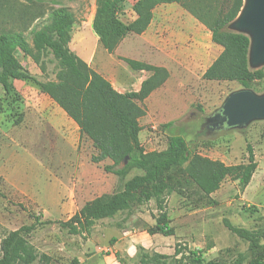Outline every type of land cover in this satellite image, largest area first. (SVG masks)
<instances>
[{"label":"rangeland","instance_id":"rangeland-1","mask_svg":"<svg viewBox=\"0 0 264 264\" xmlns=\"http://www.w3.org/2000/svg\"><path fill=\"white\" fill-rule=\"evenodd\" d=\"M135 1L125 0L118 4V19L128 23L136 17L133 11ZM219 2L223 6V15H229L236 9L235 0ZM174 3L182 6L181 2ZM244 4L245 0H242L237 16ZM59 7H67L73 13L68 46L83 59L84 51L91 49L93 43L90 34L94 33L91 24L96 0H0V33L18 32L32 45V32L42 27L50 13ZM244 34L250 38L248 32ZM79 36H82L81 45ZM205 37L201 38L203 43L207 42ZM133 44L121 52L131 57L146 58L148 51L140 50L142 45ZM99 45L103 47L101 43ZM115 50L112 52L114 55ZM103 51L106 53L105 49ZM215 53L212 50L210 57ZM15 56L30 78L13 80V88L8 93L0 85V242L10 231L30 225L36 219L66 221L79 214L86 202L112 194L124 182L123 177L104 170V165L111 162L109 159L92 160L98 155L92 140L80 133L78 125L55 102L56 93L65 90L67 84L58 78L59 67L52 55L34 49L23 53L17 49ZM249 67L252 70L264 69V63H249ZM106 79L113 87L116 85L115 77ZM189 81L182 88L168 85L158 96V102L156 98L150 99L148 114L140 120V141L145 150L149 147L163 149L171 134L182 135L189 145L200 144L202 139L215 133L216 130L205 129L209 115L221 107L231 92L249 89L257 95L264 94V77L246 88L236 81L202 80L198 70ZM45 85H49L50 94L44 91ZM186 100L188 108L185 110ZM135 102L138 103L137 100ZM175 116L177 119H173ZM171 121L170 126H164ZM247 143L251 144L257 163L247 186L226 177L209 199H199L195 193L189 195L188 192L166 194L173 235L161 237L162 242L139 233V229H144L150 236L154 234L148 229L151 226L145 227L147 225L137 215L151 214L155 219L158 212H152L156 208L154 200L143 204L131 203L128 210L111 218L96 220V224L101 226L112 227L117 223L139 233L137 240L138 237L140 240L134 248L125 254H111L116 256V264H141L145 253L150 255L155 249L171 256L176 248L195 250L205 260L214 259L220 264H231L239 252L247 259L254 256L255 253L248 249V243L231 233L224 226L223 219L251 230L264 228V119H253L243 126L220 132L213 138L211 147L199 146L197 152L225 164H237L246 161ZM148 144L150 146H146ZM134 173L136 171L129 174ZM104 230L110 232L113 228ZM87 237L89 233L86 231L69 234L57 223L37 224L28 235V241L37 254L31 264H80L77 258L81 252L79 247ZM96 237L93 239L96 243L107 247L106 240H101L99 234ZM94 249L84 250L88 261L115 264V258H108L102 249L99 252ZM145 261L146 264H163L152 261L149 256ZM172 262L170 258L166 264Z\"/></svg>","mask_w":264,"mask_h":264},{"label":"trees","instance_id":"trees-1","mask_svg":"<svg viewBox=\"0 0 264 264\" xmlns=\"http://www.w3.org/2000/svg\"><path fill=\"white\" fill-rule=\"evenodd\" d=\"M123 1L96 0L91 27L107 52L112 53L127 34L143 32L157 4L181 2L191 15L211 29V41L222 48L203 72V79L236 81L248 88L251 82L264 77V69L252 70L249 67L250 38L229 28L242 7V0H235L236 9L229 15H223L219 0H136L133 5L136 17L128 23L117 17L118 4ZM73 22L70 9L59 7L50 13L42 27L32 32V45L18 32L0 33V85L8 93L13 88V80L30 78L15 56L17 49L23 53L34 49L51 54L59 67L58 78L67 84L65 90L56 93L55 102L78 125L80 133L92 140L98 151L92 160L109 159L111 162L104 165V170L120 177L129 166L143 172L127 179L121 190L86 202L79 214L66 221L36 219L30 225L10 231L0 242V264H31L37 258L28 241V235L37 224L57 223L69 234L88 232L96 220L111 218L128 210L134 202L143 204L154 200L158 213L155 224L147 226L149 231L173 235L166 210V194L188 192L189 195L195 193L199 199H209L226 177L238 180L243 187L247 186L257 167L250 143L246 145V161L237 164H225L197 152L199 146L211 147L218 133L235 128L221 122L220 108L209 115L205 126L207 131L216 130L215 133L202 139L200 144L189 145L182 135L171 134L166 148L145 151L138 139L141 126L137 120L139 112L135 100L142 101L160 86L168 77L167 70L124 58L132 69H144L151 75L143 80L139 91L118 92L106 78L70 50L68 43ZM43 89L50 94L49 85L43 86ZM125 157L126 163L123 164ZM223 224L231 233L246 241L248 249L255 253L247 259L239 252L231 264H264V228L251 230L234 226L228 219H223ZM183 249L176 248L172 256L145 253L143 258L145 261L149 256L152 261L163 264L170 258L173 259L171 264H220L214 259L205 260L198 251ZM144 261L141 258L140 263L146 264Z\"/></svg>","mask_w":264,"mask_h":264},{"label":"crops","instance_id":"crops-1","mask_svg":"<svg viewBox=\"0 0 264 264\" xmlns=\"http://www.w3.org/2000/svg\"><path fill=\"white\" fill-rule=\"evenodd\" d=\"M188 32H190L189 35L187 34ZM203 35H205V38H207L206 43L202 42L201 38ZM90 36L93 42L91 49H86L84 51L85 56L81 57L91 68L99 72L104 77H115L116 85H114V88L118 92L123 93L127 91H139L143 80L151 75V72L144 69H132L124 60V58L135 59L153 66L163 67L167 70L168 77L166 80L160 86L153 89L142 101H138L137 103L139 113L136 115L140 126L142 125L140 120L142 117H146L148 114V103L151 98H156L158 102V96H160L161 92H163L168 85H175V87L177 86L179 88L185 87L187 83L190 82L189 80L191 77H193L195 72H198V70L200 77L202 78L203 72L222 50L221 46L211 41V29L204 22L197 20L184 7L179 6L174 2L161 3L155 6L152 9V18L147 28L139 34H127L117 46L115 55L107 51L104 53L105 51H103V47L99 45V39L95 33H91ZM78 38V43L81 45L82 36H79ZM129 42L131 43L128 44ZM133 43L142 45L143 47L140 48V50L148 51L146 58H141L142 56L131 57L129 56L130 54L121 52V50L126 46H130L131 44L135 45ZM212 50H215L216 53L213 57H210ZM125 51L128 50L125 49ZM77 55L80 56L79 54ZM104 58L105 61L102 62ZM206 61L207 63L204 64ZM202 80L205 79L202 78ZM205 81L217 82L213 80ZM187 108L188 101L186 100L184 109L186 110ZM175 118L177 119V116L173 117V119ZM141 130L138 133V139L142 145L140 141ZM146 146H150V144ZM166 146L167 141L164 148H166ZM152 150L156 149L149 147V149L145 151ZM131 171H136V173L130 175L129 173ZM142 172L143 171L140 169L129 166L121 177L124 178L125 182L133 175L141 174ZM122 187L117 191L121 190ZM213 194L214 192L211 193V196H213ZM167 209L168 208L166 207V210ZM156 210V208L152 209V212H155ZM167 214L170 219L169 210H167ZM137 215L143 220L145 225L153 226L155 224V219L151 214L150 216H147L145 214L137 213ZM109 227L113 228V231L107 232L104 230V228ZM139 231V233H143L144 236L147 235L148 239L152 238L154 240H158V242H162L161 237H169L160 235L158 233H154L150 236L149 233L144 229H139ZM88 233L89 237H87L86 241L82 243V247L81 245L79 247L81 252L77 258L80 264H95L93 261L87 260L89 257H86L84 252V250H87V248H90L92 251V248L94 247L95 249L93 251L95 252H99L101 249L106 248V246H101V243H96L93 240L97 238V234H99L101 240H106L108 242L107 247L113 249L115 251V255L119 253L125 254L127 251L134 248L136 243L140 240L139 237L137 240V235H139V233L137 234L135 229L129 230L127 228H122L121 226L117 225V223L112 227H106L96 224L95 221V223L90 227L89 231L86 232V234ZM155 252L163 254L162 251H159L158 249H155ZM107 257L110 259H116V256L113 257L109 255ZM117 262L118 261L116 259L115 264Z\"/></svg>","mask_w":264,"mask_h":264},{"label":"water","instance_id":"water-1","mask_svg":"<svg viewBox=\"0 0 264 264\" xmlns=\"http://www.w3.org/2000/svg\"><path fill=\"white\" fill-rule=\"evenodd\" d=\"M229 28L248 32L249 63H264V0H245L240 14L229 24ZM220 110L221 122L228 127H240L253 119H264V94L257 95L249 89L233 91L226 97Z\"/></svg>","mask_w":264,"mask_h":264},{"label":"built area","instance_id":"built-area-1","mask_svg":"<svg viewBox=\"0 0 264 264\" xmlns=\"http://www.w3.org/2000/svg\"><path fill=\"white\" fill-rule=\"evenodd\" d=\"M102 250H103L104 254L107 255V256H109L111 254L115 255V251L113 249H111L110 247H106V248H104Z\"/></svg>","mask_w":264,"mask_h":264}]
</instances>
